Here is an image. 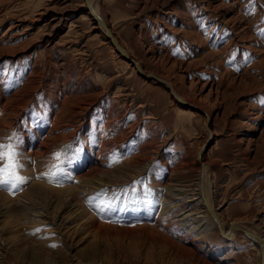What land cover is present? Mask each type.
<instances>
[{"label":"rangeland","instance_id":"obj_1","mask_svg":"<svg viewBox=\"0 0 264 264\" xmlns=\"http://www.w3.org/2000/svg\"><path fill=\"white\" fill-rule=\"evenodd\" d=\"M100 5L130 57L192 106L137 73L98 32L84 0H0V144L16 138L25 180L0 188V264H259V248L241 231L221 249L214 231L212 243L198 246L195 231H182L179 208L162 214L159 205L170 201L173 169L197 188L201 150L221 220L264 234V0ZM10 95L16 98L5 101ZM70 95H78L76 106L52 126ZM109 109L111 146L96 154ZM39 129L37 138L27 134ZM24 135L34 147L50 137L40 159L25 156L33 146ZM99 178L102 189L90 193ZM97 201L112 213L103 217Z\"/></svg>","mask_w":264,"mask_h":264},{"label":"bare ground","instance_id":"obj_2","mask_svg":"<svg viewBox=\"0 0 264 264\" xmlns=\"http://www.w3.org/2000/svg\"><path fill=\"white\" fill-rule=\"evenodd\" d=\"M100 1L101 0H84L85 2V6L87 8V12L90 14V8L94 11L95 14H97L100 19L102 20L103 25L105 26L106 29L109 30L110 34L113 36V38L119 43V41L117 40V38L113 35L111 29L108 27L107 23L105 22V19L103 17V14L101 12V5H100ZM91 19L93 20L94 24H96L97 26V30L98 32L102 33L103 36L105 37V40H107L108 42H110L109 38L107 36H105V34L102 32L101 30V25L99 24V22H97L92 15L90 14ZM64 22V19L62 20V24ZM57 26H60V22L59 25H56L55 28H57ZM111 44V42H110ZM120 44V43H119ZM112 45V44H111ZM121 45V44H120ZM122 46V45H121ZM113 47V45H112ZM114 48V47H113ZM115 49V48H114ZM122 49L124 51V55L128 56L129 58L133 59L132 57H130L129 53L124 49V47L122 46ZM116 51V49H115ZM123 59L127 60L126 57H124L123 54L119 53L118 51H116ZM134 60V59H133ZM137 65L139 70L146 76V74H150L153 75V77L156 80H158L157 82H159L161 85L165 86L169 93L171 94V96L173 97L174 100H176L177 103L180 104V106H185L187 108H189L190 106H192V104L190 103V101H187L183 96H181L180 94H178L172 84L171 81L169 82V80L167 78H163L157 74H155V72H147L143 70V66H141V64H139V62H137L136 60H134ZM127 62L129 64L132 65V67L136 70V67L134 66V64H132L131 62H129L127 60ZM137 71V70H136ZM143 76V75H142ZM144 76V77H145ZM166 77V76H165ZM165 82V84H162L160 81ZM34 81V80H33ZM32 82V81H31ZM82 83V81H80V84ZM32 84V83H30ZM68 89V88H66ZM5 88H3V86H0V98L4 97V92ZM52 92V91H51ZM55 92V91H54ZM68 92V91H67ZM66 92V93H67ZM180 92V91H179ZM25 93V92H24ZM177 93V94H176ZM78 94V93H77ZM98 94V93H97ZM100 95V93H99ZM14 95H10L9 97H7L5 99V101H9L12 98H16L13 97ZM22 96V95H21ZM81 96V95H80ZM93 96V94H92ZM20 97V96H19ZM17 97V98H19ZM71 99L73 100H70ZM23 99H25V97H22ZM49 98V99H48ZM48 102H49V107L53 110V107L55 106V104L57 103V97L53 96V94H50L48 96ZM21 99V100H23ZM47 99H45L47 101ZM69 99V100H68ZM78 100V95H70L69 98H64L63 101L60 103L61 108H64L63 111H60V113H57L54 117V121L52 123V126L57 127L58 125V119L60 118V116L62 117L63 115L65 116L67 113L68 109H72V106L74 107L75 104L74 102H77L76 100ZM12 100V99H11ZM16 100V99H15ZM19 99H17L18 101ZM82 100V99H81ZM189 100V99H188ZM28 102V101H27ZM187 105V106H186ZM76 106V105H75ZM8 109V108H7ZM112 110V109H111ZM214 113V111H213ZM204 115L206 116V119H209V111L208 112H204ZM107 118L105 119V125L103 127H101V138H99V142H98V149L96 150V154L99 150L101 149H106L108 150L109 146H111L109 139L107 137V135L105 133H107L109 126L111 124L110 122V109L107 110V114H106ZM211 116V115H210ZM104 120V121H105ZM62 121V120H61ZM60 122V121H59ZM205 128L209 133V136H211V132L208 128L207 123L205 124ZM255 128V127H254ZM38 129V128H37ZM42 129V128H41ZM41 129L37 130V131H33V133H27L29 135H34L35 138L39 137L40 132L42 131ZM26 133V132H24ZM29 135H24V143L29 144L31 147L33 146V148H36L35 151L32 150H28V152H23L24 154L26 153L25 156L29 155V153L34 152V154L36 153V158L35 160L40 159V156H42V154H44V151H41V149L46 148L45 146H43L47 141L51 140L50 137L48 135H46V137H42L41 139V143L37 144L36 147L34 142ZM34 138V139H35ZM53 141V140H52ZM48 145V144H47ZM68 149V148H67ZM111 150V149H110ZM24 151V150H23ZM200 151L198 150V152L196 153V160L199 164L198 166V180H197V188L196 189H191L189 187V183H186L183 179H182V174L180 172V170L178 169H173V173L169 178V182H167V184L165 185V199L170 200L169 203L166 201L161 202V205H159V209L161 211V213L163 214L164 211L166 212H172L176 209L179 208V212L181 211V213H179L178 216H181L180 221H182V231L184 232H190V231H195L196 233L194 234L195 239L198 243V246H201V244H207V243H212L211 238H212V231L216 232L218 234V238H217V244L215 243V246H217L218 249H221V244L224 243L225 241L231 239L233 237V235L235 234L234 231H236L233 227L234 224H238V221H234L231 224L228 225V227L226 226L227 224H225L223 222V220H221L219 213L217 211V207H215L214 203H213V199L211 197V193L209 191V186H208V182H207V169H206V165L202 164L201 162V157H200ZM99 153V152H98ZM85 155L87 157V159L91 161V150H87L85 152ZM35 163V162H34ZM36 164V163H35ZM94 164H97L94 163ZM183 165V164H182ZM30 166V165H29ZM34 166V165H33ZM58 166V165H57ZM96 166V165H95ZM185 166V164H184ZM36 167V166H35ZM69 167V166H68ZM181 167V166H180ZM124 168V166H119L117 168L116 171H118L119 175H122L125 173L126 170L122 169ZM71 169V168H70ZM91 171H97L99 169V167L97 168H90ZM58 170H60V168H58ZM123 170V171H122ZM182 170V168H181ZM116 171H112V175H114L116 173ZM122 171V173L120 172ZM183 171V170H182ZM124 172V173H123ZM90 173V172H89ZM47 175V174H46ZM64 175L69 176L70 178L72 177V173H65ZM116 175V174H115ZM126 175V174H125ZM130 176V175H129ZM125 177V176H124ZM56 181V180H55ZM39 183V182H37ZM34 183L32 186L33 187H38V188H43L46 190H54V191H59L60 193L63 192V189L60 188H49V185H45V184H37ZM53 183V182H51ZM48 184V183H47ZM59 185V184H58ZM103 185V181L102 179H98L95 180L91 183V185L89 187L90 193H98V191L100 189H102ZM58 187V186H57ZM60 187V186H59ZM32 188V187H31ZM10 189V188H9ZM71 200V199H70ZM94 200H97V198H95ZM66 201V200H65ZM102 204V203H101ZM100 204L98 203V201L95 203L94 208H100L98 210V212L103 215V217H107L112 209H108L104 206L99 207ZM183 211V212H182ZM176 212H178L176 210ZM112 213V212H111ZM161 218L157 219L156 225L160 224L161 222ZM239 225V224H238ZM241 227V229L247 234L248 238H250L253 242H255V244L257 245V247L259 248V264H264V234L262 232V230L260 232H253L251 229L245 228L242 225H239ZM246 236V237H247ZM221 243V244H220ZM204 252V251H203ZM208 252V251H207ZM217 253V252H216ZM209 254V253H208Z\"/></svg>","mask_w":264,"mask_h":264},{"label":"snow or ice","instance_id":"obj_3","mask_svg":"<svg viewBox=\"0 0 264 264\" xmlns=\"http://www.w3.org/2000/svg\"><path fill=\"white\" fill-rule=\"evenodd\" d=\"M15 137H11L7 144H0V188L16 187L19 184L25 182L24 178L18 174L20 165L17 159V152L15 150ZM54 158L59 159L60 153H54ZM114 162H118V158L114 159ZM57 165H52L49 171L50 182L55 180L53 170ZM104 207L111 209V205H104Z\"/></svg>","mask_w":264,"mask_h":264},{"label":"water","instance_id":"obj_4","mask_svg":"<svg viewBox=\"0 0 264 264\" xmlns=\"http://www.w3.org/2000/svg\"><path fill=\"white\" fill-rule=\"evenodd\" d=\"M90 14L92 15V17L97 21L99 22V24L101 25V30L102 32L105 34V36H107L111 42V44L113 45V47L116 49V51H118L119 53L123 54L124 55V51L122 49V46L113 38V36L110 34L109 30L105 28V26L103 25L102 23V20L100 19V17L94 13V11L90 8ZM124 57H126V59L131 62L132 64H134V66L136 67V70H137V73H139L141 76H145L138 68V65L137 63L129 58L128 56L124 55ZM146 77L150 78V77H153V75H150V74H146ZM162 84H165V82H163L162 80L160 81ZM234 229L235 230H239L241 231L242 233H244L245 236H247V234L241 229V227L238 225V224H234L233 225ZM248 237V236H247Z\"/></svg>","mask_w":264,"mask_h":264}]
</instances>
